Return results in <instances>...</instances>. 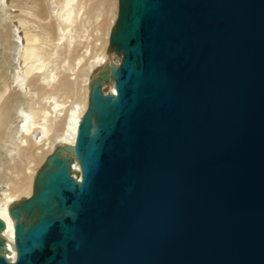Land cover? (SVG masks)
I'll return each mask as SVG.
<instances>
[{"label": "water", "instance_id": "obj_1", "mask_svg": "<svg viewBox=\"0 0 264 264\" xmlns=\"http://www.w3.org/2000/svg\"><path fill=\"white\" fill-rule=\"evenodd\" d=\"M109 50L0 264H264V0H118Z\"/></svg>", "mask_w": 264, "mask_h": 264}, {"label": "bare ground", "instance_id": "obj_2", "mask_svg": "<svg viewBox=\"0 0 264 264\" xmlns=\"http://www.w3.org/2000/svg\"><path fill=\"white\" fill-rule=\"evenodd\" d=\"M0 5L17 35L13 69L0 77V157L5 144L12 158L0 172V217L8 226L0 233L15 260L9 207L30 196L37 172L58 144L74 143L90 80L112 61L109 39L118 0H0ZM104 90L115 91L114 80ZM19 96L25 102L12 110ZM15 114L20 124L11 129ZM74 168L80 171L76 162Z\"/></svg>", "mask_w": 264, "mask_h": 264}, {"label": "rangeland", "instance_id": "obj_3", "mask_svg": "<svg viewBox=\"0 0 264 264\" xmlns=\"http://www.w3.org/2000/svg\"><path fill=\"white\" fill-rule=\"evenodd\" d=\"M0 8H1L0 9V77H1L2 75L7 74L9 71H11L13 69L12 67L14 66V63H15L14 56H15V52L17 50V46H16L17 35L15 34L14 25H12L8 21V19L6 18L7 14H3L4 8L2 9V5H0ZM8 26H9V29H8ZM5 33L7 35H5ZM107 50H108V47H107ZM109 53L112 56V58H111L112 61H117V59H120L119 56L115 52H110V50H109ZM21 97H23V96H21ZM21 97L19 96V98L16 99L17 101L15 100L12 103V110H15L20 105L24 104L25 98L24 97L21 98ZM20 98L22 99V102H21ZM14 104H16V105L18 104V105L16 106ZM15 116H16V118L14 117V122L11 125V129H13V127H15V125L18 126L20 124V119L18 118L19 115L15 114ZM2 146H3L1 149V156L2 157H0V158H1V161L3 158L4 163H2L0 165V172L1 173H3L4 166L6 164L8 165V163H12V158H11L10 152H8V149L5 147V144H3ZM2 181H3V179L0 180V185L3 183Z\"/></svg>", "mask_w": 264, "mask_h": 264}]
</instances>
